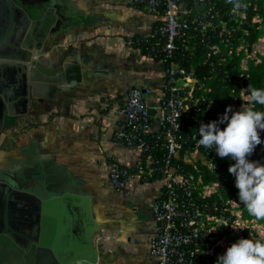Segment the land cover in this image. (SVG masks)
<instances>
[{
    "label": "crops",
    "instance_id": "crops-1",
    "mask_svg": "<svg viewBox=\"0 0 264 264\" xmlns=\"http://www.w3.org/2000/svg\"><path fill=\"white\" fill-rule=\"evenodd\" d=\"M10 2L14 16L1 17L0 34L7 36L1 46L33 53L28 63L20 61L21 53L8 64L26 67V78L35 79L32 99L15 103L17 114L5 115L0 129V181L10 186L5 196L10 208L0 207V229L15 235L8 234L11 239L5 242L27 244L50 225L44 216L58 225L60 214L66 222L73 220L69 230L75 239L92 231L95 264H155L150 245L161 225L153 212L161 196L157 183L133 176L119 191L109 180L108 167L112 161L132 166L140 158L138 150L115 145L112 136L125 117L122 108L130 89H148L147 101L156 102L162 64L132 48L129 40L148 33L157 17L134 0ZM23 21L27 27L19 37L15 27ZM12 22L14 28L5 35ZM26 44L32 47L26 49ZM36 64L56 71L51 81L41 79L46 75ZM0 72L4 81L5 72ZM56 78L60 81L53 83ZM68 193L76 197L54 205L48 215L30 198ZM10 210L16 215L12 222ZM37 210L42 214L34 215ZM64 236L69 243V233ZM3 247L0 243V252Z\"/></svg>",
    "mask_w": 264,
    "mask_h": 264
},
{
    "label": "built area",
    "instance_id": "built-area-1",
    "mask_svg": "<svg viewBox=\"0 0 264 264\" xmlns=\"http://www.w3.org/2000/svg\"><path fill=\"white\" fill-rule=\"evenodd\" d=\"M208 1L134 0L157 18L148 33L131 38L129 44L162 64V80L154 104L144 96L150 90L134 87L128 91L122 108L125 117L113 132L112 142L138 150L140 158L132 166L112 161L108 176L119 191L127 188L133 176L157 183L161 196L154 202L153 212L161 225L150 245L155 264H217L240 239L259 240L252 233L261 224L245 219L241 202L223 193L226 184L222 180L228 179V169L235 161L219 157L214 147L198 144L201 124L219 122L222 116L215 111L213 100L204 95L209 91L203 82L206 73L200 76V70L189 65L188 59L199 52L191 42L199 33L205 45L201 66L214 71L224 58L213 60L215 56L218 60L221 49L205 37L228 35L229 20L242 24L245 18L243 11L222 18L215 6L195 12V6ZM241 50L247 52L246 46L237 48ZM240 100L239 109L248 108L245 87ZM219 126L223 129L226 124ZM260 136L264 137V131ZM255 152L264 156V145ZM207 177L216 179L207 182Z\"/></svg>",
    "mask_w": 264,
    "mask_h": 264
},
{
    "label": "water",
    "instance_id": "water-1",
    "mask_svg": "<svg viewBox=\"0 0 264 264\" xmlns=\"http://www.w3.org/2000/svg\"><path fill=\"white\" fill-rule=\"evenodd\" d=\"M2 3H5L3 6ZM17 10V9H16ZM11 16L13 18V5L11 4L10 0H0V20L2 16ZM13 21V19H11ZM1 23V21H0ZM22 25H17L15 29H17L19 33V37H21L26 30L27 22L23 21L21 23ZM10 26V27H9ZM15 26V24H14ZM13 22L8 25L6 34L8 35V32L14 28ZM19 26V27H18ZM47 25L43 28V32H46ZM43 33L41 34L42 37ZM18 37V38H19ZM31 36H28V39ZM41 37L38 39L40 42ZM4 38H7V36L0 34V71H4L6 79L2 81L0 79V129L1 124L3 123V118L5 115L13 116L17 114L15 112V103H27L32 99V93L31 90L33 89L35 79V75L33 77L31 76L30 79L26 78L25 70L27 69L24 66H14L11 64H8V62H16L15 59L20 56V61L28 63L32 59L33 53H30L25 51L24 53L19 50V48H12L13 51L10 50L9 47L1 46V43L3 42ZM10 40V39H9ZM8 40V41H9ZM16 45L19 46V43L16 42ZM40 43L38 44L39 49ZM31 44H26V49L31 48ZM38 68H42L40 64H36ZM43 70V73L46 75V77H40L43 81H51L50 76H54L56 71L55 70ZM17 72L19 74H17ZM17 77V79H16ZM0 78H1V72H0ZM56 83L57 81H60L59 78L53 79ZM145 92L146 89H143ZM145 98L147 97V94H144ZM150 113H154L153 110H150ZM10 191V186L0 181V207L1 205L4 207L3 210H6V208H10V202H7L6 194ZM4 194L3 198L2 195ZM31 201L36 202V207L43 206V210L46 213L45 215H48V211L52 209V207L56 204H60L64 200H72L76 197L75 194L68 193L64 195L63 197H50L47 199H42L41 196L36 194H30ZM87 199V211L85 213V220L87 223L86 225L89 226L91 224V207L89 199ZM9 203V205H8ZM12 215L9 216L11 218V222L15 220V213L13 210H10ZM31 213V211H30ZM42 214L41 211L37 210L34 215ZM55 215V214H53ZM58 217V225L54 221V219L50 220V218L43 217L44 223L50 224L48 227L46 225L45 231L39 233V230H37V234L34 233V238L32 241H29L27 244H22V246H14L13 243H6L5 240H10L7 235H14V232L11 230L3 229L4 232H1L2 229H0V234L4 233V236H0V243L3 244V249L0 252V264H95L96 262V255L93 250V242H92V231L86 232L84 239H75V236L71 233L73 230V227L70 225L73 220L70 221H64L60 214H56ZM72 215V213H71ZM73 216V215H72ZM9 218V219H10ZM17 220V219H16ZM6 221V218H5ZM38 224V223H37ZM56 226V229H54ZM38 227V225H37ZM36 227V228H37ZM52 229L49 231V229ZM70 228V230H69ZM11 231V232H10ZM56 231L58 232L56 234ZM66 233H69L70 236V242L66 243V240L64 236ZM15 236V235H14ZM74 236V239H73ZM35 240V242H33ZM77 243H75V242ZM33 242V243H32ZM4 256V260L2 257Z\"/></svg>",
    "mask_w": 264,
    "mask_h": 264
},
{
    "label": "trees",
    "instance_id": "trees-1",
    "mask_svg": "<svg viewBox=\"0 0 264 264\" xmlns=\"http://www.w3.org/2000/svg\"><path fill=\"white\" fill-rule=\"evenodd\" d=\"M243 3L248 5L246 10H242L245 13L243 23L233 20H229V26L232 28V32L226 35L215 34L211 37V34L206 36V42L209 44H217L221 49V54L215 59L219 62L220 58H224L220 64H218L214 71L206 66H201L204 60L205 45L200 42V34L197 33L195 39L192 40L191 45L196 46L199 49L195 55L188 59L189 65H193L197 70H200V76L206 73V78H203L205 88L209 89L204 95L210 97L213 100L214 109L221 116H223L229 107L232 111H239V106L242 103L240 100L241 91L246 88V93H249V87L253 89H264V54H257L258 60L250 56L252 51V45L258 40L263 32L264 26V0H242ZM210 6H215L222 18L229 19V15L233 12L232 5L227 0H209L207 3L198 4L194 7L195 12L207 11ZM258 18V21L254 19ZM217 23V21H216ZM245 43L247 52L245 50L237 51L240 46V41ZM231 51V54L229 53ZM243 60L246 62V67L242 68ZM248 108L257 111H264V106L250 102V100L244 101ZM231 115V113H229ZM261 137V136H260ZM264 141V137H261ZM261 143L258 146H263ZM256 150V148H255ZM254 150V153L249 157V160L258 162L264 165V156H258ZM161 154V153H160ZM228 179L222 180L226 186L223 188V193L226 198H236L239 200V190L235 187V177L228 172ZM214 177H207L206 181L210 182L215 180ZM243 216L245 219L252 220L249 216L246 208L242 204ZM259 224H264V220L257 221Z\"/></svg>",
    "mask_w": 264,
    "mask_h": 264
},
{
    "label": "clouds",
    "instance_id": "clouds-1",
    "mask_svg": "<svg viewBox=\"0 0 264 264\" xmlns=\"http://www.w3.org/2000/svg\"><path fill=\"white\" fill-rule=\"evenodd\" d=\"M227 2L237 14L248 7L242 0ZM248 90L250 102L264 106V89L250 86ZM220 124H226V127L221 129ZM261 131H264V111L246 108L233 112L231 107L219 122L201 124L198 131L199 146L214 147L219 157H230L235 161L228 171L235 177L239 201L256 221L264 220V165L251 162L249 157L258 145L264 143ZM217 264H264V242L240 239L219 257Z\"/></svg>",
    "mask_w": 264,
    "mask_h": 264
},
{
    "label": "rangeland",
    "instance_id": "rangeland-1",
    "mask_svg": "<svg viewBox=\"0 0 264 264\" xmlns=\"http://www.w3.org/2000/svg\"><path fill=\"white\" fill-rule=\"evenodd\" d=\"M255 21H258L259 19L255 18ZM261 28L263 27V32H261L260 37L258 40L252 45V51L250 52V56L255 59H259L256 55L257 54H264V26H260ZM232 32V28H231ZM240 46L245 47V43L240 41ZM239 46V47H240ZM256 52V53H255ZM257 57V58H256ZM249 98V95H248ZM253 237L259 239L260 241L264 242V224H261V227H257L253 230L252 233Z\"/></svg>",
    "mask_w": 264,
    "mask_h": 264
}]
</instances>
